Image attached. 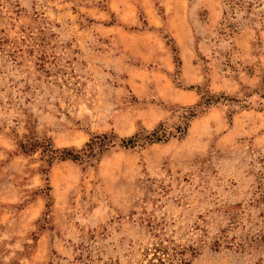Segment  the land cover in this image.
<instances>
[{
  "label": "rangeland",
  "instance_id": "1",
  "mask_svg": "<svg viewBox=\"0 0 264 264\" xmlns=\"http://www.w3.org/2000/svg\"><path fill=\"white\" fill-rule=\"evenodd\" d=\"M158 258L264 264V0H0V264Z\"/></svg>",
  "mask_w": 264,
  "mask_h": 264
},
{
  "label": "trees",
  "instance_id": "2",
  "mask_svg": "<svg viewBox=\"0 0 264 264\" xmlns=\"http://www.w3.org/2000/svg\"><path fill=\"white\" fill-rule=\"evenodd\" d=\"M194 114L195 113L193 112V110L189 111V113H188L189 116H193ZM186 117H188V116H185V118ZM183 128H184L183 126H178L176 128V131L182 132ZM103 136L104 137L97 136L96 137L97 141L91 140L87 144V150L89 152H92L95 145H97V144H100L102 146L105 145L104 139L106 138L107 135H103ZM168 136H169V132L164 127L159 126L152 131L143 130L142 132H139V133L133 135L131 138L123 140L122 143H123L124 147L131 148V147H134L137 145L141 146V145L146 144V143H152V142L159 141V140H165L168 138ZM113 137L114 136H111V139H108V141L112 142ZM21 147H23V146H21ZM33 148H34V143H29V145L25 151L29 152V151L33 150ZM157 261L159 264H172V262L166 263L165 260L162 258H160V259L158 258ZM179 264H186V262L184 260H180Z\"/></svg>",
  "mask_w": 264,
  "mask_h": 264
}]
</instances>
